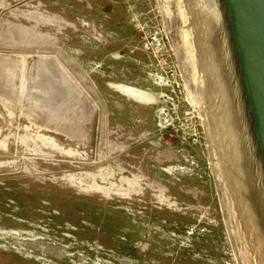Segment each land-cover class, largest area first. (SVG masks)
I'll return each instance as SVG.
<instances>
[{
	"label": "rangeland",
	"instance_id": "rangeland-1",
	"mask_svg": "<svg viewBox=\"0 0 264 264\" xmlns=\"http://www.w3.org/2000/svg\"><path fill=\"white\" fill-rule=\"evenodd\" d=\"M0 264H255L162 0H0Z\"/></svg>",
	"mask_w": 264,
	"mask_h": 264
},
{
	"label": "water",
	"instance_id": "water-1",
	"mask_svg": "<svg viewBox=\"0 0 264 264\" xmlns=\"http://www.w3.org/2000/svg\"><path fill=\"white\" fill-rule=\"evenodd\" d=\"M162 3L255 264H264V0Z\"/></svg>",
	"mask_w": 264,
	"mask_h": 264
},
{
	"label": "bare ground",
	"instance_id": "bare-ground-1",
	"mask_svg": "<svg viewBox=\"0 0 264 264\" xmlns=\"http://www.w3.org/2000/svg\"><path fill=\"white\" fill-rule=\"evenodd\" d=\"M133 95L135 97H137L138 99L148 103V102H152L154 101L153 97L149 94H146L145 92H141V91H134ZM188 95V94H187ZM188 98V97H187Z\"/></svg>",
	"mask_w": 264,
	"mask_h": 264
},
{
	"label": "built area",
	"instance_id": "built-area-1",
	"mask_svg": "<svg viewBox=\"0 0 264 264\" xmlns=\"http://www.w3.org/2000/svg\"><path fill=\"white\" fill-rule=\"evenodd\" d=\"M151 41H152V42H159L158 39L156 38V36H152V37H151ZM175 87L177 88V90L180 89L179 86H178V84H176Z\"/></svg>",
	"mask_w": 264,
	"mask_h": 264
}]
</instances>
